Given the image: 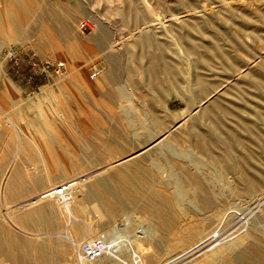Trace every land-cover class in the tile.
Wrapping results in <instances>:
<instances>
[{"label": "rangeland", "instance_id": "1", "mask_svg": "<svg viewBox=\"0 0 264 264\" xmlns=\"http://www.w3.org/2000/svg\"><path fill=\"white\" fill-rule=\"evenodd\" d=\"M43 1L23 0L22 8L26 10L25 17L35 14L37 7ZM59 2L60 28L46 26L38 38L28 37L26 39L19 35L22 30L33 23L31 20L10 21L7 19L10 16L8 12L3 10L0 13V62L2 61V67L0 65V129H3L0 134L4 137L3 141H0V226L7 227L15 234L42 242L50 250H54L56 259L52 264H75L73 261H66L68 258L63 257L60 253L64 249L68 251L74 249L76 257H80L79 246L71 244L66 237L62 236L66 233L67 221L60 218L57 213H54L56 217L54 220L53 214L49 211H43L37 215L32 213L31 216H27V209L22 210L15 205L29 198L30 194L8 200L3 191L4 179L12 167V158L16 151L17 126L13 122L28 123L29 127L27 128L30 132H34L45 145V150L54 156L53 162L56 163L57 153L60 152V159L70 166H72L71 159L74 158L72 152L76 151L77 145L88 146L85 136L89 138L91 135L106 137L107 134L103 130L112 126L117 131L110 147L104 149L103 159H99L104 163L99 164L95 157L87 156L86 159L89 163H86V166L89 168L98 167L119 161L132 151L130 142L136 140L131 130L132 128L135 130L137 124L133 127L127 124L125 113L128 112V108L127 111L125 107L122 108L127 103L129 104L130 100L122 97L116 100V103L114 101L110 103L107 99L101 98V92L97 90V86H94V90L87 91L74 85L77 87L76 97L83 104L85 103L84 108L87 114L84 117L73 98H70L71 93H61V86L56 82L58 78L71 70H77L85 65L90 80L98 81L105 75L108 64L115 63L123 64L122 71L128 72L131 84H127V86H130L134 92L135 98L132 103L139 111H143L145 104L149 106L155 103L158 93L168 91L170 97L166 99V105L170 103L169 110L179 111L186 108L181 96L174 91L175 89L186 91L190 89L187 88L190 86L192 90L196 89L197 86L189 85L187 81L199 75L200 79L212 83L210 84L213 85V88L210 87L209 91L220 88L219 92L223 91L222 98L239 107V117L264 132V123L260 121L259 114L256 113V109L261 110L264 116V88L262 86L246 82L235 85L224 93V89L236 81L244 79L242 76L236 77L240 68L250 67L252 73L256 74L257 80L264 83V64H259L260 61L264 62V0H74L71 5L67 0ZM75 10L77 17L69 19L68 16L70 17ZM12 16L18 15L12 14ZM176 16H179L182 22L186 20L189 24L181 26V21L178 20L179 18L176 19ZM167 19L175 20L176 24L179 23L174 29V34L170 26L163 23ZM81 22H87V25L83 27ZM177 33L188 34L190 43L188 48L192 51H184L180 46V38ZM36 40H38L37 43ZM12 47L17 49L19 57H21L19 64L5 59V50ZM33 52L43 61L64 60L61 73L38 75L39 77L29 80L32 68L28 58ZM260 56H263V60ZM154 66L156 67L154 68ZM94 67L102 69V73L97 78L90 76ZM153 81H157V84L153 85ZM47 83L53 85L56 88V94L61 93L60 96L49 95L48 99H43L41 87ZM39 94L41 97L36 101L37 105L32 104L29 99ZM65 98L69 105L66 109L69 113L72 110L74 115L70 114L71 122L67 119L65 109L60 110L63 108L61 101ZM43 111L50 114L54 112L49 120H53V128L56 129L57 138L55 140L48 138L51 135L46 131L49 127L47 122L39 121L37 113H43ZM58 114H62L66 118H62ZM83 118L95 122V125L92 126L93 129L91 128L92 133H88L89 135H85L78 127V121ZM223 120L243 137H248L249 131L241 127L239 122L236 125L231 124L229 117H223ZM247 142L256 151V164L264 169V164L259 163V159L261 160L264 155L263 141L257 139V141ZM189 144V141L179 142L178 150H183ZM3 153L4 155H2ZM226 158L230 160V156H226ZM38 164L43 165L42 161ZM116 164L122 165L121 162ZM205 167L207 168L203 169L205 170L204 174L211 170L210 168L208 170V166ZM109 171L104 172L102 176L107 175ZM232 175L238 176L239 172L229 173V176ZM57 177L52 186L60 185L69 178V175L59 172ZM159 178L157 176V179ZM242 184V181L237 183L240 186ZM46 188L49 186H42L37 193ZM213 188L207 189L206 195L209 191L212 193ZM214 191L220 192L221 195L225 194V196H221V200L231 197V211L229 210L230 212L226 215L224 212L217 211L218 206L210 209L205 208L201 203L202 194L205 195V193L201 191L202 193L198 195L199 191L196 203L200 212L194 211L190 214L195 215L194 222L202 229H206L205 232L212 230L214 232L203 239H198V242L182 250L175 248L174 236L161 226L158 232L151 236L154 242L150 244L133 236L138 223L134 222L136 215V217L131 216L130 220L127 219V213L131 214V211H134L133 207L129 205L123 207L114 219H110L107 206L100 205L98 209H95L94 204L98 201L91 198L88 199L90 211L87 214H79V218H74V221L92 224L97 228L99 235H107L113 230L111 233L118 236L119 251L117 259L110 264H134L132 261L134 250L143 254V262L147 264H192V261L206 249L213 247L215 243H220V240L226 241V239L234 237L236 232L245 225L257 233L261 230V226H264V192L261 195L253 196L254 194L242 192V190L229 191L214 188ZM47 193L49 192H44L43 195H47ZM193 194L190 193L191 199L194 198ZM212 197L216 200L214 194ZM11 211H16L22 217L10 218L8 214ZM130 223L133 224L130 225ZM181 223H184L182 217L177 224ZM142 226L148 228L149 224L144 222ZM89 233L87 231L85 238L89 236ZM255 236L256 234L251 235L247 243L253 241ZM97 238L104 237H95V239ZM262 239L264 241V238ZM202 240L204 241L201 243ZM201 246L203 250L200 249ZM238 248H235L234 251ZM105 255L106 253L101 257L104 258ZM196 255L198 256L195 258ZM141 263L142 261H140Z\"/></svg>", "mask_w": 264, "mask_h": 264}, {"label": "bare ground", "instance_id": "2", "mask_svg": "<svg viewBox=\"0 0 264 264\" xmlns=\"http://www.w3.org/2000/svg\"><path fill=\"white\" fill-rule=\"evenodd\" d=\"M178 18L179 16L176 19ZM163 23L170 26L173 34L175 27L179 24H176L177 22L172 19H167ZM180 23L181 26L189 24L186 20ZM177 35L184 51H192L188 48L190 45L188 34L177 33ZM1 43H3L2 40ZM260 58L263 60V56ZM111 59L110 57V61ZM142 60L144 61V59ZM259 64H264V62L260 61ZM0 65L2 67V61ZM108 65L105 75L98 81L90 80L85 65L77 70H71L58 78L56 82L61 86V93H71L70 98H73L84 117L87 114L84 108L85 103L83 104L76 97L77 87L92 91L94 86H97V90L101 92V98L107 99L110 103L122 97L130 100V103L122 106V108L125 107L126 111L128 108V112L125 113L127 124L131 127L137 124L136 129L132 128L131 130L136 140L130 142L132 151L124 155L119 161L98 167L89 168L86 166V163H89L86 159L87 156L95 157L99 164L104 163L99 159H103L104 149L110 147L117 131L112 126L103 130L107 134L106 137L91 135L89 138L85 136L88 146L77 145L76 151H71L74 158L71 159L72 166H70L60 159V152L57 153L56 163L53 162L54 156L45 150V145L42 144L43 142L39 140V137L34 132H30L27 128L29 127L28 123L13 122L17 126L16 151L14 158H12V167L3 183V191L7 199L11 200L30 194L29 198L15 205L22 210L27 209V216H31L32 213L37 215V213L49 211L53 214L52 218L56 220L54 213H57L68 224L66 233L62 236L66 237L71 244L79 246L78 249L85 242L99 239H95V237H104L108 243H106L105 257L96 260H84L76 257L73 248L69 251L66 249L60 251L63 257L68 258L66 261H73L75 264H110L118 256L119 241L118 236L111 233L113 230L107 235H99L97 228L93 227L92 224L74 221V218H79V214H87L90 211L88 199L95 198L98 201L94 204L95 209H98L100 205L107 206L110 219H114L126 205L132 206L134 211H131V214L127 213V219L130 220L131 216H137L134 222L138 225L133 236L150 244L154 242L151 236L157 233L161 226L174 236L175 248L182 250L198 242V239H203L214 232V230L205 232L206 229H202L194 222L195 215L190 214L194 211L200 212L196 199L202 192L205 195L202 194L203 199L201 197L200 199H202L201 203L205 208L210 209L218 206L217 211L224 212L226 215L232 208L231 197L221 200V196H225V194L221 195L220 192L214 191V188L229 191L242 190V192L254 194L253 196L261 195L264 192V169L256 164V151L247 142L257 141V139L263 141L264 149V132L256 129L247 120L241 119L238 114L239 107L226 102L227 100L225 101L221 96L223 91L219 92L220 88L209 91L210 87L213 88L212 83L210 82V84L196 75L194 79L187 81L189 85L197 86L196 89L192 90L190 86L187 87L190 89L186 91L179 89L174 91L181 96L186 108L179 111L169 110L170 103L166 105V99L170 97L168 91L158 93L155 103L149 106L145 104L143 111H139L135 108L136 105L132 103L135 95L130 86H127V84H131V79L128 77V72L122 71L121 66L123 64L110 63ZM237 76H242L244 79L238 80L224 89V93L235 85L246 82L264 88V83L257 80L256 74L252 73L250 67L240 68ZM157 81L159 82V80ZM157 81H153V85L157 84ZM13 89L16 91L14 86ZM41 89L43 99H48L49 95L57 97L61 94H56V88L49 83L44 84ZM40 94L29 99L32 104L37 105L36 101L41 97ZM96 103L99 104L98 101ZM61 106L63 108L60 110L65 109L67 119L71 122L70 114L74 115L72 110L69 113L66 109L69 106L66 98L61 101ZM256 111L260 121L264 123L263 112L258 109ZM52 113L54 114V112ZM37 114L39 121L47 122L49 126L46 131L51 137L48 138L55 140L57 138L56 129L53 128V120H49L53 114L44 111ZM58 116L66 118L62 114H58ZM223 117H229L231 124L236 125L239 122L241 127L249 131L248 137H243L242 134L233 130L223 120ZM93 125L95 122L85 118L78 121V127L85 135L92 131ZM1 130L3 129H0V132H2ZM3 138L0 134V141H3ZM181 141H189L190 144L179 151L178 143ZM226 156H230V160H227ZM40 161L43 165L38 164ZM119 162L122 165L116 164ZM259 163L264 164V155L261 160L259 159ZM205 166H208V170L211 169L210 172L206 170V174L203 170L207 168ZM106 171L109 173L104 175L105 177L102 176ZM59 172H65L69 175V178L60 184L67 186L68 196L66 199H62L53 193V190L60 186H52L56 182ZM233 172H239V175L229 176V173ZM157 176L160 178L157 179ZM241 181L243 184L237 185ZM42 186H49V188L37 193ZM211 187H214L213 192L209 191L206 195L207 189L210 190ZM44 192L49 193L43 195ZM190 193H194L192 195L194 198L189 197ZM213 194L216 200L213 199ZM8 216L10 218L22 217L16 211H11ZM181 217L184 218V223L178 225L177 222L180 221ZM144 222L149 224L148 228L142 226ZM87 231L90 233L85 238ZM253 234H256L254 240L247 243ZM208 237L210 238L211 235ZM179 238L180 240H178ZM262 238H264V226H261V230L257 233L245 225L236 232L234 237L232 236L226 241L220 240V243H215L217 245L214 244L213 247L206 249L199 257L196 255L195 258H197L192 261V264H264V241ZM237 247H239L238 250L234 251ZM0 257V264H52L56 259V252L50 250L42 242L15 234L7 227L0 226ZM132 261L134 264H140V261H142L141 264H147L143 262V254L137 250H134Z\"/></svg>", "mask_w": 264, "mask_h": 264}, {"label": "built area", "instance_id": "3", "mask_svg": "<svg viewBox=\"0 0 264 264\" xmlns=\"http://www.w3.org/2000/svg\"><path fill=\"white\" fill-rule=\"evenodd\" d=\"M87 25V22H83L82 26L85 27ZM5 59L7 61H13L16 64H19V61L21 60V57H19V53L16 48L12 47L4 52ZM29 65L31 66L32 70L29 74V80H33L38 75H51L55 73H61L64 62L62 61H43L39 59L38 55L33 52L29 58H28ZM102 73V69L98 67H94L91 77L97 78ZM53 193L56 196L61 197L62 199H66L67 194V186L66 185H60L59 187L55 188L53 190ZM107 250L106 240L104 238H99L95 241L91 242H85L81 245L79 249V254L81 259L84 260H96L103 256Z\"/></svg>", "mask_w": 264, "mask_h": 264}, {"label": "crops", "instance_id": "4", "mask_svg": "<svg viewBox=\"0 0 264 264\" xmlns=\"http://www.w3.org/2000/svg\"><path fill=\"white\" fill-rule=\"evenodd\" d=\"M59 1L60 0H44L40 6L37 7L35 14L25 17L26 10L22 8L24 6L23 0H0V13H2L3 10L8 12L10 16L7 19L10 21L31 20L33 23H31L26 29L22 30L19 35L26 39H28V37L38 38L42 35V30L46 26H52L55 29L60 28L61 12L59 8ZM67 1H69V4L71 5L74 0ZM3 6L5 7L4 9ZM12 14H16L18 16L13 17ZM76 17V10L70 17L68 16L69 19H75ZM37 42L38 40H36V43Z\"/></svg>", "mask_w": 264, "mask_h": 264}]
</instances>
